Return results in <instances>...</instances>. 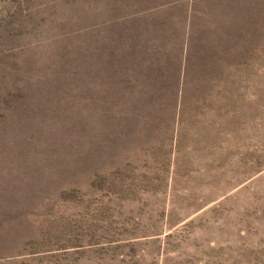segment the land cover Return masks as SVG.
I'll return each instance as SVG.
<instances>
[{"label": "rangeland", "instance_id": "374dc122", "mask_svg": "<svg viewBox=\"0 0 264 264\" xmlns=\"http://www.w3.org/2000/svg\"><path fill=\"white\" fill-rule=\"evenodd\" d=\"M0 264H264V0H0Z\"/></svg>", "mask_w": 264, "mask_h": 264}]
</instances>
